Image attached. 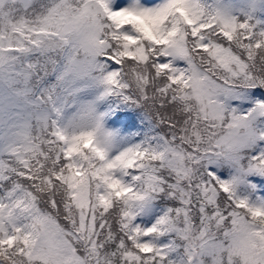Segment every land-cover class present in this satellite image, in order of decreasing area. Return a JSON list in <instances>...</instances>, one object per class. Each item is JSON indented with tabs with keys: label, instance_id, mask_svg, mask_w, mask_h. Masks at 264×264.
I'll return each instance as SVG.
<instances>
[{
	"label": "snow or ice",
	"instance_id": "6c2138e0",
	"mask_svg": "<svg viewBox=\"0 0 264 264\" xmlns=\"http://www.w3.org/2000/svg\"><path fill=\"white\" fill-rule=\"evenodd\" d=\"M0 264H264V0H0Z\"/></svg>",
	"mask_w": 264,
	"mask_h": 264
}]
</instances>
